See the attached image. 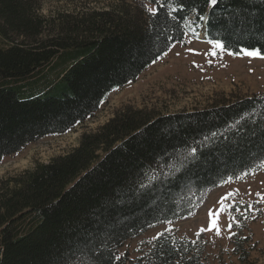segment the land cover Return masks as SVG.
Masks as SVG:
<instances>
[{
  "label": "trees",
  "instance_id": "trees-1",
  "mask_svg": "<svg viewBox=\"0 0 264 264\" xmlns=\"http://www.w3.org/2000/svg\"><path fill=\"white\" fill-rule=\"evenodd\" d=\"M138 1L157 14L119 1L48 19L39 0H0V161L83 123L191 28L232 53L264 54V0ZM204 13L207 24L197 19ZM54 61L65 66L57 80L24 98V82ZM261 161L264 94L164 116L127 107L69 153L0 179V264H204L202 236L171 232L132 261L114 257L126 241L190 217L222 179L258 172ZM236 228L233 254L245 263Z\"/></svg>",
  "mask_w": 264,
  "mask_h": 264
},
{
  "label": "rangeland",
  "instance_id": "rangeland-1",
  "mask_svg": "<svg viewBox=\"0 0 264 264\" xmlns=\"http://www.w3.org/2000/svg\"><path fill=\"white\" fill-rule=\"evenodd\" d=\"M119 1H122L123 6L138 5L147 11L152 8L138 0H39L38 14L51 19L60 14L101 12L107 11ZM187 33L184 41L191 37V44L179 43L172 46L166 52L167 55L163 54L155 63L150 64L134 81L112 91L96 113L83 123L65 134L39 139L25 146L19 153L3 158L0 161V179L15 176L32 169L35 164H46L53 158L69 153L78 145L83 134L94 133L117 112L127 107L164 116L201 111L236 99L264 94V59L248 56L244 52L230 55L219 50L212 56V45L202 35L197 39L191 32ZM44 37L46 36L42 39ZM189 48L195 51L190 52ZM64 67L54 61L33 78L32 82L25 81L23 97L38 95L46 85L57 80ZM237 189L239 191L234 200L230 199L227 203H235L241 209L239 212L233 210L231 214L236 217L233 225L237 227L238 239H245L247 260L243 263L233 254L231 237L234 231L229 232L226 227L231 221L225 212L221 214L219 221L220 235H216L215 230L200 234L205 243L203 263L264 264V200L257 195H264V167L254 175L223 184L209 192L194 215L156 226L141 236L126 241L118 254H123L122 257L132 261L147 248L154 236L163 232L195 239L196 232L208 224L207 210L212 208L215 211L219 207V198ZM249 205H252L253 210H248Z\"/></svg>",
  "mask_w": 264,
  "mask_h": 264
},
{
  "label": "snow or ice",
  "instance_id": "snow-or-ice-1",
  "mask_svg": "<svg viewBox=\"0 0 264 264\" xmlns=\"http://www.w3.org/2000/svg\"><path fill=\"white\" fill-rule=\"evenodd\" d=\"M153 2L154 3H157V4H160V7H163L164 6L161 3V0H153ZM218 3H219V0H206V4L209 5L211 8H215V6H217ZM148 11L153 16H155L157 14L158 9H156V8H149ZM175 11H176L175 8H171V10L168 12V15L171 16L173 20L177 19L176 16H173L172 15V13L175 12ZM197 19H199L200 21H204L205 24H207V21H208L209 17H208V14L207 13H204L202 15H199L197 17ZM190 30L193 33V35L196 36L197 39H200V35L201 34L199 32H196L194 28H191ZM183 35L188 36V33L185 32V33H183ZM168 39H171V37H169ZM178 43L191 44L192 43V40H191V37H189V39L187 41H178ZM208 43L210 45H212V49L210 50V54L212 56H215L217 54V51L216 50H219L220 52H228L230 55L237 54V53L230 52L227 49L225 43L222 42V41H220V40H215L214 39V40L208 41ZM173 47H175V45H173ZM188 51L194 52L195 50L189 48ZM241 51L244 52V54H246L248 56L258 57V58L264 59V54H262L261 53V50L258 49V48H253L251 50H249V49H242ZM165 55H167V53H165ZM177 55H179V53H177ZM156 59H159V57H157ZM153 63H155V59L153 60ZM209 63H211V61H209ZM213 135H215V133H213ZM190 151H191L192 157L195 158V153H196L197 149L196 148H191ZM260 166H264V161H261V163H260V165H258V167H260ZM249 172H251L254 175L255 172H256V169L255 168H250L248 171H242L240 175H237L235 177V179H237V180L244 179L249 174ZM232 181H233V177L232 176H228L226 179H222L221 184L218 185V186H222L223 184H230V183H232ZM141 187H145V185L142 184ZM238 191L239 190L237 189L235 191H230V192L225 193L217 201V204L219 205V207H217L215 209V211H213L212 208H209L207 210L208 224L205 227H201L199 229V231L196 232L195 235L197 236V238L200 237V234L201 233L206 232V231L207 232H210L212 230H215L216 235H220L221 234V226L219 224V221H220L221 214H223L225 212L228 213L229 220L231 221V222H229L226 225V227H227L228 231L231 232L232 227H233V223L236 221V217L233 216L231 213H232L233 210L239 212V211H241V209L237 208L236 205H235V203L229 204L227 202L230 199L231 200H234V198L238 194ZM257 195L260 196V199L261 200H264V195H261L260 193H257ZM248 210H253L252 205H249L248 206ZM189 215H194V213L189 212ZM166 231H170V229H166ZM162 235H163V233H158L156 236L153 237V239H158ZM122 255L123 254L115 256L114 257V260L115 261H120Z\"/></svg>",
  "mask_w": 264,
  "mask_h": 264
}]
</instances>
